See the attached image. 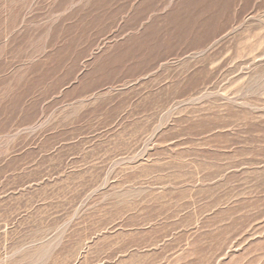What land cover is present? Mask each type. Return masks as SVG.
<instances>
[{
  "label": "rangeland",
  "instance_id": "374dc122",
  "mask_svg": "<svg viewBox=\"0 0 264 264\" xmlns=\"http://www.w3.org/2000/svg\"><path fill=\"white\" fill-rule=\"evenodd\" d=\"M0 264H264V0H0Z\"/></svg>",
  "mask_w": 264,
  "mask_h": 264
}]
</instances>
